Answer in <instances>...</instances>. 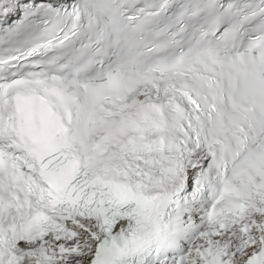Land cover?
<instances>
[{
	"label": "snow or ice",
	"instance_id": "snow-or-ice-1",
	"mask_svg": "<svg viewBox=\"0 0 264 264\" xmlns=\"http://www.w3.org/2000/svg\"><path fill=\"white\" fill-rule=\"evenodd\" d=\"M0 264H264V0H0Z\"/></svg>",
	"mask_w": 264,
	"mask_h": 264
}]
</instances>
